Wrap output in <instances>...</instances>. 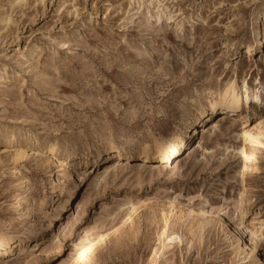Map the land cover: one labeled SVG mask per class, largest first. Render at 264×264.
Here are the masks:
<instances>
[{
	"label": "rangeland",
	"instance_id": "1",
	"mask_svg": "<svg viewBox=\"0 0 264 264\" xmlns=\"http://www.w3.org/2000/svg\"><path fill=\"white\" fill-rule=\"evenodd\" d=\"M243 84L264 98V0H0V235L11 244L0 264H264V125L241 139L264 106L244 107ZM229 86L243 121L213 116L185 131L179 155L131 153L97 177L109 146L166 143ZM96 152L95 165L79 164ZM83 192L54 238L61 208ZM205 203L228 213L200 230L190 210ZM244 226L255 236L245 256L231 243Z\"/></svg>",
	"mask_w": 264,
	"mask_h": 264
},
{
	"label": "bare ground",
	"instance_id": "2",
	"mask_svg": "<svg viewBox=\"0 0 264 264\" xmlns=\"http://www.w3.org/2000/svg\"><path fill=\"white\" fill-rule=\"evenodd\" d=\"M257 37H258L257 40L261 42L262 37L259 36V33ZM251 50L252 48L248 47L247 54L250 53ZM259 93L260 92L258 91H254L250 93L247 85L243 84L240 90V95H241L240 97L244 103V107L249 108L248 106L249 103L251 102L255 103V105L257 106H264V98H261ZM234 115H236L238 118H241L242 121L244 120L243 119L244 117L241 114H239V108L235 97V89L232 86H229L222 91H216L214 93H211L207 95V97H205L204 100L197 102L192 107L191 110L185 113V115L182 118L183 131H181V133L179 132L177 134L172 135L166 143L163 142L162 140L154 139L151 142H146L141 145H138V147L132 152L127 148H123V147L119 148L114 145L109 146L107 149L108 151L107 156H109L108 159L110 160L111 163L108 164L106 167L99 169L97 171L98 172L97 177L101 178L107 172H112L114 170L121 169L126 164L125 162H127V159L131 153L136 157L138 161H146L151 159L156 164H158L161 161H167L170 158H173L180 154L182 148L184 147V138L187 135L186 133L187 131H190L188 135L192 133L190 137L198 133V128L195 125H200L199 128H202V126L206 122H208V120L213 116H217L216 117L217 123H221L226 121L227 119L232 118ZM230 120H232L231 123H233L234 118ZM262 121L263 122L259 123L258 127L254 128L255 131L247 129L246 126L243 128V131L241 132L242 133L241 139L244 144L251 140L255 141L258 137H260V134L263 132L262 125H264V120ZM49 154L51 157L54 156L55 150L51 149ZM241 154L243 159L246 161L248 157L244 149L241 151ZM89 159H91L93 165H95L98 161L102 159L101 153L100 152H96L94 154L91 153L90 157L84 156L82 159H79L78 162L80 165L85 166L88 165ZM59 167L61 168L63 167V165L60 164ZM67 169L68 168H62V170L65 172V176L71 177L70 174L71 172H69L70 170L68 171ZM246 172H247V167L243 165L241 169V176L244 177ZM77 178L80 180V176H78ZM85 197H86V192L80 193L77 196V198L71 203V200L73 198L72 195H70L69 199L65 202L64 206L61 208L62 210L66 208V206H70V210L68 211L69 213L65 219L64 218L60 219V223H58V226L56 225L57 227L55 228L53 234L54 238L56 236L61 235L65 231L67 224L76 217L77 213L80 211L82 207ZM192 209L190 211L200 223L198 226L200 230L203 229L204 224L212 223V222L220 223L223 220V215L226 213V208L223 207V205H219V204H215V208H213L212 205L205 203L204 205L200 206L197 210L195 209L192 210ZM58 216L59 214L57 213V216H53V217L55 219V217ZM45 218L48 223L47 225L51 226L52 216L50 215ZM240 232H243L244 233L243 235H245V237L241 238L242 239L241 242H243L242 246L239 240H234V242L231 241L233 246L232 249H234L235 252H237V254L240 255H244L245 253L251 255L255 250V247L253 245V241L255 237L253 228L250 226H244V228L241 229H237V228L234 229V234L236 235V237L240 235ZM35 234L36 231H32V232L30 231L27 234L28 239L34 237ZM232 238L233 237L229 236V240H232ZM103 239L104 237L101 239V241ZM14 245L15 243L12 244L14 248H20L21 241L19 239H16V245L15 246ZM10 246L11 244L9 243V240H7L4 235H0V256L5 252L6 249H9ZM245 258L246 257H244V259Z\"/></svg>",
	"mask_w": 264,
	"mask_h": 264
}]
</instances>
